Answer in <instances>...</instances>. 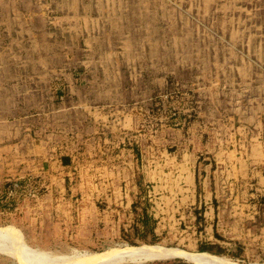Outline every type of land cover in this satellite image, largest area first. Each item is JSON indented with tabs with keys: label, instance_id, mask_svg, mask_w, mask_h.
<instances>
[{
	"label": "rangeland",
	"instance_id": "obj_1",
	"mask_svg": "<svg viewBox=\"0 0 264 264\" xmlns=\"http://www.w3.org/2000/svg\"><path fill=\"white\" fill-rule=\"evenodd\" d=\"M0 240L264 264V0H0Z\"/></svg>",
	"mask_w": 264,
	"mask_h": 264
},
{
	"label": "bare ground",
	"instance_id": "obj_2",
	"mask_svg": "<svg viewBox=\"0 0 264 264\" xmlns=\"http://www.w3.org/2000/svg\"><path fill=\"white\" fill-rule=\"evenodd\" d=\"M1 241V240H0ZM5 242V241H4ZM129 251V250H128ZM57 252V251H56ZM136 252H139V251H136ZM7 253V252H6ZM118 253V252H117ZM58 254H60V256H61V258L62 259H65V260H69V258H71V261L72 260H74V261H76V262H78L79 264H92V262L94 261V257H92V256H89V255H87V256H74L73 254H65V253H62L61 251H59L58 252ZM130 254V253H129ZM137 255V253H134V252H132V254H131V256H130V260L132 259V260H134V259H136V255ZM156 254V253H155ZM162 255V257H163V254H161ZM43 256V255H42ZM112 256V255H111ZM146 256H148V255H146ZM166 256V255H165ZM40 257V256H39ZM100 257V256H99ZM108 257H109V255H108ZM108 257H107V259H108ZM156 257H160V255H151L150 254V259H154V258H156ZM43 258H46V256L45 257H43ZM103 258V257H102ZM105 258V257H104ZM138 258V257H137ZM189 259H191V260H194L195 262H198V263H203V264H213L214 262L213 261H215V260H213V257H212V255L210 254V253H201V254H196V255H194V257H188ZM187 258V259H188ZM38 259V258H37ZM217 261H219V260H217ZM73 262V261H72ZM115 263L116 262H118V261H114ZM113 262V263H114ZM127 262H129V261H127ZM135 262V261H134ZM112 263V262H111ZM220 264V263H219Z\"/></svg>",
	"mask_w": 264,
	"mask_h": 264
},
{
	"label": "trees",
	"instance_id": "obj_3",
	"mask_svg": "<svg viewBox=\"0 0 264 264\" xmlns=\"http://www.w3.org/2000/svg\"><path fill=\"white\" fill-rule=\"evenodd\" d=\"M199 250H208V247L203 245V246L199 247Z\"/></svg>",
	"mask_w": 264,
	"mask_h": 264
},
{
	"label": "built area",
	"instance_id": "obj_4",
	"mask_svg": "<svg viewBox=\"0 0 264 264\" xmlns=\"http://www.w3.org/2000/svg\"><path fill=\"white\" fill-rule=\"evenodd\" d=\"M14 182V184L16 185V181H13ZM14 189V188H13ZM12 188H8V191L10 192V191H14ZM31 194V193H30ZM33 194V193H32Z\"/></svg>",
	"mask_w": 264,
	"mask_h": 264
},
{
	"label": "crops",
	"instance_id": "obj_5",
	"mask_svg": "<svg viewBox=\"0 0 264 264\" xmlns=\"http://www.w3.org/2000/svg\"><path fill=\"white\" fill-rule=\"evenodd\" d=\"M39 203V202H38Z\"/></svg>",
	"mask_w": 264,
	"mask_h": 264
}]
</instances>
